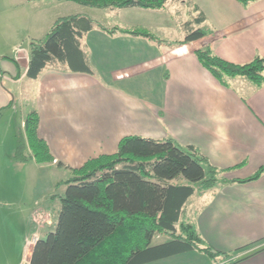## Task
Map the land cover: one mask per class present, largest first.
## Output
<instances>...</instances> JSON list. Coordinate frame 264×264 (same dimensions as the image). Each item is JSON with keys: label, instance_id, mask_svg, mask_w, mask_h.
Masks as SVG:
<instances>
[{"label": "crops", "instance_id": "0c3cea01", "mask_svg": "<svg viewBox=\"0 0 264 264\" xmlns=\"http://www.w3.org/2000/svg\"><path fill=\"white\" fill-rule=\"evenodd\" d=\"M18 7L16 15L27 22L32 34L5 37L0 47V226L9 227L13 217L21 218L24 226L21 252L13 254L8 264H30L36 240L55 229L61 209L57 194L66 190L64 181L73 174L71 168L90 157L113 154L124 135L135 134L155 139L171 136L181 145H195L224 169L221 177L226 180L207 189L196 188L185 201L182 215L198 226L209 245L232 254L209 262L202 257L206 252L195 249L142 264H187L189 259L194 264H221L234 257L243 258L234 264H264V172L254 180L236 181L264 166V84L258 86L238 76L228 77L227 85H222L194 51L208 45L234 63L264 56V0L246 4L240 0H167L160 9L134 6L126 12L137 20L131 27L112 22L98 7L73 0L63 4L26 0ZM60 9L67 11L61 16L86 13L112 30L96 24L81 39L92 74L52 63L37 79H30V43L45 36L61 17L56 16ZM175 23L183 29V37L175 40L158 32L163 27L165 33L174 30ZM142 27L162 41L131 32ZM198 27L208 31L201 39L178 47L171 44ZM41 30L43 34H34ZM12 58L19 62L20 77ZM26 107L38 111L39 135L47 140L53 162L13 158ZM58 161L72 174L57 181L58 188L38 192L36 175L46 167L60 166ZM10 170L30 175L21 179L25 185L29 182L33 198L13 210L6 207L18 202L10 196L18 194L13 189L21 181L17 186ZM12 234L6 231V240L0 228V242L8 243ZM152 239L159 244L169 237Z\"/></svg>", "mask_w": 264, "mask_h": 264}, {"label": "trees", "instance_id": "16d2710c", "mask_svg": "<svg viewBox=\"0 0 264 264\" xmlns=\"http://www.w3.org/2000/svg\"><path fill=\"white\" fill-rule=\"evenodd\" d=\"M73 1L94 8L160 9L167 0ZM240 1L246 4L252 0ZM96 24L106 31L112 30L86 13L55 20L44 37L30 43L27 77L37 79L52 63L64 64L73 72L92 74L81 39ZM131 32L162 41L143 27ZM207 33L203 27L191 28L182 40L171 44L190 43ZM194 51L222 85H227L228 77L238 76L258 86L264 84V56H256L249 63H234L208 45ZM13 61L17 65L16 76L20 77L19 62ZM24 117L13 158L18 162H53L55 157L47 140L39 135L38 111L32 109ZM58 162L63 166V162ZM71 171L73 174L64 181L68 185L66 190L57 194L61 209L56 227L36 240L30 264H142L195 249L212 258L232 256L209 245L198 226L182 215L185 201L196 188L207 189L226 180L221 177L224 169L216 167L197 146L181 145L171 136L155 139L124 135L116 152L90 157ZM263 172L261 166L253 175L236 181L254 180ZM156 233H164L169 239L154 244L152 238ZM242 259L234 257L224 264Z\"/></svg>", "mask_w": 264, "mask_h": 264}, {"label": "rangeland", "instance_id": "374dc122", "mask_svg": "<svg viewBox=\"0 0 264 264\" xmlns=\"http://www.w3.org/2000/svg\"><path fill=\"white\" fill-rule=\"evenodd\" d=\"M20 2V3H17ZM0 0V47L3 48L4 43L3 40L5 39V37H15V36H27V35H31V31H29L28 29V24L26 21L22 20L21 15L17 16L16 15V9H18L20 11L21 7H18V5L24 3L26 0ZM45 2H50V1H54L55 3H57L59 1V4H63L65 2V0H44ZM56 6V5H54ZM89 7V6H87ZM100 10H102L104 13L103 16H105L106 18L110 19L112 22L117 23V24H121L124 26H134L135 22H137L136 19H134L133 17H131L130 15L128 16L126 14L127 11H130L131 9H133V7L130 8H112V7H107V8H98ZM70 11V10H69ZM86 11V10H85ZM83 11V12H85ZM67 11L64 9H60V11H58V13H56V16H60L64 13H66ZM91 12V9H90ZM104 17V18H105ZM18 19V20H17ZM105 22H108L105 21ZM48 25V24H47ZM174 30H170L169 32L165 33L163 31H166V29L161 28L158 30V32H160L162 35V37H166L167 36H171V38H174L175 40L183 37L182 31L183 29L181 28L179 23H175V27L173 28ZM43 34V30H41L38 33H34L35 35L38 34ZM172 43V42H171ZM173 46L178 47V45L176 44H172ZM89 56V55H88ZM21 83H23V81H19ZM25 83V82H24ZM9 87H13V85H10ZM13 93V91H12ZM31 107H26V113H28V111H30ZM12 175H14V180H17V186L18 183H20V185L18 187H16L14 190L18 191L15 192L16 195L11 194V198H17L18 202L14 203V200L11 204L14 203V205H12L11 207H6L7 210H13L17 208L18 205H22L25 202L27 203H31L33 201L32 198V192H31V188H29V186H27L24 183H22V179L24 177L27 178L30 177V175L28 174H24L19 173L18 175H15V171L10 170L9 171ZM10 173H8V176L10 175ZM7 174V172H6ZM35 174H37L35 172ZM70 173L69 169H65L62 168V166H55V167H46L43 170H41L39 172V174L36 175V186L39 188L38 192L41 190L45 191V190H49V188H58L57 185V181L59 180H63L65 178H67V176H69ZM40 175V176H39ZM22 178V179H21ZM62 187L59 186L60 190ZM13 191H11V193H13ZM48 196V194H46ZM20 197V198H19ZM22 199H24L23 201H21ZM26 199V200H25ZM9 205V203L7 204V206ZM5 208V209H6ZM21 218L18 217H13L9 220V227L8 226H0L1 230H2V234L5 237L6 235V231L9 232V234L13 233L11 236H8V243L7 241H2L0 242V264H8L10 261H13V254H15L16 256L20 254L22 247L20 246L21 243V238L22 236L24 237V226H22L21 222H20ZM7 221V220H6ZM6 230V231H5ZM167 235L166 234H160V233H156L154 235V239L155 241L157 240H161L163 238H165ZM14 237V241L12 240ZM4 239V238H3ZM6 240H7V235H6ZM13 241V242H12ZM11 248H10V247ZM13 247V249H12ZM3 248H6L7 250H4ZM10 248V250H8ZM12 249V250H11ZM196 251H200V249H196ZM205 253L202 252V257H205L206 259L209 260V262H214L215 260H212L213 258L211 256L205 255ZM15 256V257H16ZM180 258V257H178ZM219 259L217 258L216 261H218ZM196 261L195 260H191L189 259V262L187 264H194ZM225 262L221 263L224 264Z\"/></svg>", "mask_w": 264, "mask_h": 264}]
</instances>
